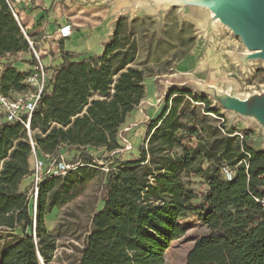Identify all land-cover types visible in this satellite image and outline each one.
Here are the masks:
<instances>
[{
    "label": "trees",
    "instance_id": "1",
    "mask_svg": "<svg viewBox=\"0 0 264 264\" xmlns=\"http://www.w3.org/2000/svg\"><path fill=\"white\" fill-rule=\"evenodd\" d=\"M0 5L8 9L5 0ZM61 54L51 91L31 120L36 150L119 149L121 127L146 97L135 33L121 18L101 56L73 62L63 44ZM211 105L189 89L169 91L139 157L110 166L105 205L92 219L79 264H166L172 242L190 229L183 222L190 215L207 233L194 240L185 264H264V151L250 146L244 132L243 140L236 130L226 132L219 124L224 116ZM32 155L22 123L0 126V230L14 235L0 264L49 262L57 246L47 216L79 197L91 180L84 165L83 176L44 181L34 215L28 189H21L31 177ZM225 169L234 172L231 180ZM185 176H200L207 191H190Z\"/></svg>",
    "mask_w": 264,
    "mask_h": 264
},
{
    "label": "rangeland",
    "instance_id": "2",
    "mask_svg": "<svg viewBox=\"0 0 264 264\" xmlns=\"http://www.w3.org/2000/svg\"><path fill=\"white\" fill-rule=\"evenodd\" d=\"M65 2H60L62 12L72 10L70 14L75 30H84L87 37L90 31L103 28L105 40H110L118 21L126 19L139 47L137 64L147 73L146 97L121 127L119 149L65 150L70 164L81 162L86 165L91 180L79 197L47 216L48 232L56 239L57 247L49 262L39 257L40 264H79L92 219L105 205V184L110 166L139 157L148 126L161 114L171 89H189L196 95L206 96L212 104L211 108L218 109L224 116L219 124L224 123L226 132H244L250 146L264 151V127L254 119L226 108L225 103L219 102L210 91V88L216 90L217 97L222 95L223 101L228 98L245 100L262 94L264 65L245 62L249 50L228 26L213 20L208 9L196 6L172 8L165 3L140 1L122 10L121 15H111L104 20L98 10L111 7L107 0L68 1L74 6H67ZM27 9L28 6L24 9L26 15L22 14L18 23L9 8L5 10L0 5V76L14 78L17 89L23 87L21 80L28 73L20 69L23 63L35 65L37 54L41 60L48 59V63L55 64L57 54L61 53V44L66 49L65 42L57 39L63 18L59 14L32 18ZM215 26H218V32ZM48 29L52 32L50 36L46 34ZM86 36L81 35L83 38ZM91 56L89 52H81L77 61ZM79 170L72 172L74 178L83 176V169L78 173ZM183 180L187 188L198 195L207 191V184L200 176H185ZM31 187L32 183L28 190ZM199 202L196 200L193 204L198 205ZM183 222L190 229L184 238L172 242L166 252V264H185L194 240L207 233L193 215ZM15 235L21 236L22 233L17 231ZM13 240L12 233L0 230V257Z\"/></svg>",
    "mask_w": 264,
    "mask_h": 264
},
{
    "label": "built area",
    "instance_id": "3",
    "mask_svg": "<svg viewBox=\"0 0 264 264\" xmlns=\"http://www.w3.org/2000/svg\"><path fill=\"white\" fill-rule=\"evenodd\" d=\"M14 18L20 23L23 10L32 4L33 0H5ZM74 31L72 23H65L59 29V36L62 40L69 39ZM33 45V43H31ZM36 54V52H35ZM37 62L30 72L23 78L24 88L21 91L0 89V126L4 124L22 123L29 135L32 146L33 167L31 168L32 187L28 190L30 207L36 215L37 199L40 185L55 178H64L67 174L84 166L81 162L70 164L66 157L65 150L71 148H61L54 155H46L36 150V143L32 137L31 120L37 110L43 95L51 91V83L54 73L43 64L40 55L36 54ZM2 62L0 60V73ZM240 140L244 139L241 133L236 134ZM74 149V148H73ZM224 176L231 180L234 172L230 169L224 170ZM264 207V199L259 201Z\"/></svg>",
    "mask_w": 264,
    "mask_h": 264
},
{
    "label": "water",
    "instance_id": "4",
    "mask_svg": "<svg viewBox=\"0 0 264 264\" xmlns=\"http://www.w3.org/2000/svg\"><path fill=\"white\" fill-rule=\"evenodd\" d=\"M171 1L170 3H168ZM218 8V14H214L211 9L205 6L190 4L185 0H167V7H187L196 6L208 9L212 14L213 20L228 26L236 36H238L249 54L244 58L249 62V55L255 54L253 58L264 60V0H214ZM219 102L225 103L224 106L230 110L238 112L248 118L256 116L254 119L264 127V93L256 94L245 100L238 98H228L223 101L222 95L210 88ZM251 119V118H250ZM253 119V118H252Z\"/></svg>",
    "mask_w": 264,
    "mask_h": 264
},
{
    "label": "crops",
    "instance_id": "5",
    "mask_svg": "<svg viewBox=\"0 0 264 264\" xmlns=\"http://www.w3.org/2000/svg\"><path fill=\"white\" fill-rule=\"evenodd\" d=\"M62 0H33L32 4L29 5V9L28 13L31 14L32 18H41L44 16H48L51 14H59L60 17H62V23L60 25V27L62 25H64L65 23H72L74 25V31L72 33V36L69 39H65L63 40L66 44V49L65 51L73 53L75 58L72 59L73 62H77V55L81 54V52H89L90 55L93 56H101L104 53V47L105 45L109 42L107 40H105V32L102 30L103 28H98L96 29V31L89 33L88 37L86 36V32H83L84 30L80 29L79 31L75 30V23L71 20V14L73 13L72 10H64V12H62L61 8V2ZM65 5L67 6H74V5H70L68 1L70 0H65ZM111 5L110 8H102L101 10H98L101 15L104 17V20H107V18H109V16H113V15H121L122 10L125 11L127 10V8H130L133 4L138 3L140 1H145L148 4L151 3H155L157 4V0H107ZM160 1H164L163 3L167 2V0H160ZM27 8V7H26ZM25 8V9H26ZM175 8V7H172ZM182 8V7H181ZM22 14L26 15V11L24 10L22 12ZM104 22V21H103ZM42 25V23H41ZM45 28H42V30H44ZM86 31V30H85ZM52 32L49 31L46 33L48 36H50ZM57 39H60L59 33H57ZM81 35H85L86 37L83 38L81 37ZM80 36V38H79ZM105 44V45H104ZM61 51V49H60ZM81 61V60H79ZM43 64L48 68L50 67L49 71L54 73L53 68L60 66L63 63V59H62V54H57L56 57V62L55 64L53 63H48V59H44L42 60ZM33 65L32 63H23L22 66H20L21 70H26L27 72H30V70L32 69ZM15 79L14 78H5V77H1L0 76V88H6V87H11L12 89L19 91V89L17 90V88L15 87ZM22 82V81H21ZM30 167H33V160L31 159L30 161ZM32 183V178L28 177L26 178L21 186L22 191L27 190L30 185ZM206 229V228H205Z\"/></svg>",
    "mask_w": 264,
    "mask_h": 264
},
{
    "label": "bare ground",
    "instance_id": "6",
    "mask_svg": "<svg viewBox=\"0 0 264 264\" xmlns=\"http://www.w3.org/2000/svg\"><path fill=\"white\" fill-rule=\"evenodd\" d=\"M186 2L190 3V4H196V5H200V6H205V7H208L209 9H211L213 12H215L214 14H218V8L216 7L215 3H214V0H185ZM157 2L159 4H164L162 1L160 0H157ZM171 1H169L168 3H170ZM219 21V20H218ZM215 30L218 32V26H215L214 27ZM253 56H255V54H250L249 55V62L250 64H263L264 65V60L262 59H255L253 58ZM237 59V58H236ZM238 60V59H237ZM235 60V61H237ZM250 118L252 119H255L256 116H250ZM252 119V120H253ZM257 119V118H256Z\"/></svg>",
    "mask_w": 264,
    "mask_h": 264
}]
</instances>
